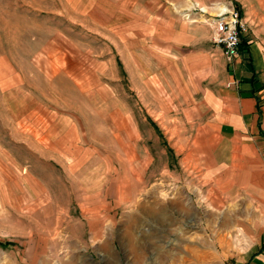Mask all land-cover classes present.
Here are the masks:
<instances>
[{
  "label": "rangeland",
  "instance_id": "1",
  "mask_svg": "<svg viewBox=\"0 0 264 264\" xmlns=\"http://www.w3.org/2000/svg\"><path fill=\"white\" fill-rule=\"evenodd\" d=\"M134 1L145 12L157 0H0V264L234 263L221 258L223 228L170 182L179 157L112 62L114 10ZM119 104L143 131L116 129L106 111ZM55 117L73 123L76 143L46 166L35 139ZM29 166L52 191L38 204L23 195Z\"/></svg>",
  "mask_w": 264,
  "mask_h": 264
},
{
  "label": "crops",
  "instance_id": "2",
  "mask_svg": "<svg viewBox=\"0 0 264 264\" xmlns=\"http://www.w3.org/2000/svg\"><path fill=\"white\" fill-rule=\"evenodd\" d=\"M138 2L126 10L120 2L114 10L112 62L120 65L145 120L179 157L172 185L181 182L182 192L209 212L203 221L223 228L221 258L264 264V0H157L145 12ZM233 8L245 32L238 56L229 60L212 42L209 19ZM106 114L109 121L111 114L118 118L116 129H144L142 116L124 104ZM40 117L47 120L46 110ZM74 130L64 117L39 122V162L70 159L64 147L76 143ZM23 145L29 155L37 153L30 134ZM23 173V195L36 204L48 199L47 176L37 178L31 166Z\"/></svg>",
  "mask_w": 264,
  "mask_h": 264
},
{
  "label": "built area",
  "instance_id": "3",
  "mask_svg": "<svg viewBox=\"0 0 264 264\" xmlns=\"http://www.w3.org/2000/svg\"><path fill=\"white\" fill-rule=\"evenodd\" d=\"M212 22L213 44L221 47L225 58L232 60L236 58L240 51V36L245 32V26L237 9L233 8L225 11L215 18L209 19Z\"/></svg>",
  "mask_w": 264,
  "mask_h": 264
}]
</instances>
